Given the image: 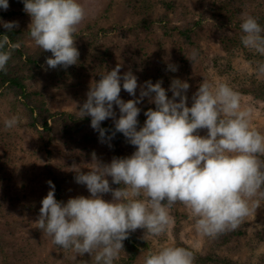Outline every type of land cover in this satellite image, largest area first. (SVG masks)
<instances>
[{
    "label": "clouds",
    "instance_id": "9594fccd",
    "mask_svg": "<svg viewBox=\"0 0 264 264\" xmlns=\"http://www.w3.org/2000/svg\"><path fill=\"white\" fill-rule=\"evenodd\" d=\"M22 2L31 18L30 38L52 54L46 59L47 68L76 65L80 53L74 37L95 9L81 0ZM0 8L6 11L9 0H0ZM0 24L9 32L19 26L2 19ZM240 29L242 45L264 56V27L257 18L242 13ZM19 47V43L9 44L8 35L0 39V72H7L12 50ZM197 57L195 50L187 56L193 68ZM121 67L118 63L92 82L78 113L80 118L91 117L101 143L122 133L136 150L110 163L97 162L93 153V167L87 173L74 163V180L86 186L89 197L58 201L55 185L48 181L51 190L41 201L38 229L57 247L94 257L95 264H114L124 250L123 242L138 229L144 230L141 238L146 241L166 235L175 223L170 210L178 203L189 211L199 237L215 239L237 230L264 200V161L260 159L264 134L253 126L255 108L244 105L229 84L206 78L189 106L188 82L173 79L169 98L162 82L138 85L131 71L121 75ZM168 68L177 71L171 64ZM256 75L264 78V63L257 65ZM122 88L137 98L125 102L120 97ZM146 97L155 109L144 113L147 119L138 129L141 109L137 105ZM114 106L119 108V118ZM109 118L114 122L111 136L101 127ZM18 123L13 116L5 119L4 127L12 129ZM201 130H207L206 135ZM109 193L110 201L104 199ZM194 259L189 248L163 245L149 251L143 264H194Z\"/></svg>",
    "mask_w": 264,
    "mask_h": 264
},
{
    "label": "rangeland",
    "instance_id": "374dc122",
    "mask_svg": "<svg viewBox=\"0 0 264 264\" xmlns=\"http://www.w3.org/2000/svg\"><path fill=\"white\" fill-rule=\"evenodd\" d=\"M81 3L95 11L74 37L80 53L77 64L67 69H48L45 60L39 65L41 75L26 84V94H40L49 111L59 114L49 122L51 130L31 126V112L24 95L0 90V264H95L94 257L88 254L77 256L54 245L35 222L41 201L51 190L47 183L50 172L64 178L60 196L55 197L66 203L70 198L90 196L86 186L74 180V163L87 173L93 167V153L97 162L110 163L117 150L121 149L124 157L136 150L126 138L119 146L97 142L91 117L80 118L78 113L92 82L99 81L101 73L113 70L118 63L122 65L121 75L131 71L137 76L138 85L149 80L153 84L162 82L167 91L173 79L188 82L189 106L204 78L213 83H227L240 93L244 105L255 108L253 126L264 134V99L257 102L253 98L256 90L264 98V78L258 79L256 75L264 56L245 48L240 40L242 13L257 18L264 27V0H81ZM23 9L22 0H9L6 11L0 8V19L16 21L19 26L13 30L28 33L31 18ZM143 10L148 12L143 15ZM165 15L169 18L166 22ZM185 29L190 31V40L181 34ZM0 30H6L2 24ZM26 41L32 49L40 50L30 37ZM193 50L198 52L194 68L187 58ZM169 64L177 71H171ZM250 90L255 91L248 94ZM139 91L138 87L137 97ZM167 95L172 97L170 91ZM120 97L125 102L137 98L123 88ZM137 106L143 116L148 109H155L147 97ZM114 110L119 118V108L114 106ZM70 114L84 124L82 137L76 135L73 141L67 129L72 123ZM13 116L19 118L18 126L6 130L4 121ZM108 121L113 122L109 118L102 123ZM206 132L201 130L200 134ZM78 138H83L82 144H76ZM108 179L111 183V177ZM104 199L110 201L111 194H105ZM170 214L175 223L168 233L149 238L148 248L140 250L133 264H143L149 251L163 245L180 244L210 258L208 264L227 260L236 264H264V200L256 213L240 225L241 234L224 246L218 245L216 238L199 237L194 220L183 205L176 204ZM135 232L144 235L143 229ZM128 260L130 255L122 250L114 264H125Z\"/></svg>",
    "mask_w": 264,
    "mask_h": 264
},
{
    "label": "trees",
    "instance_id": "16d2710c",
    "mask_svg": "<svg viewBox=\"0 0 264 264\" xmlns=\"http://www.w3.org/2000/svg\"><path fill=\"white\" fill-rule=\"evenodd\" d=\"M148 11L143 10L141 13L145 15ZM163 20L166 22L169 20L168 16H163ZM263 27V26H262ZM106 34L107 31H105ZM190 31L182 30L181 34H183V37L188 38V40L191 39V35L189 34ZM4 35H8L9 38V44H15L19 43L20 47L18 49L12 50V56L11 59L8 62L7 65V72H0V90H12L13 92L17 93L18 95H24L26 102H27V108L31 112V126L35 129H38L40 127H43L45 131H50L51 126L49 122L53 119H55L59 114H52L49 109L44 105V102L42 100V97L38 93L28 94L25 93L26 90V84L29 80L34 79L41 75V68L39 67L40 63L45 61L49 56L52 54L50 52H44L42 49L40 50H34L30 46L27 45V36H29V33L18 31V30H12L9 32L8 30H0V39H3ZM31 39V38H30ZM5 50H8L7 47ZM248 91V89H247ZM255 90H250L248 94H252ZM255 96L253 97L255 101L263 100V94L260 90L255 91ZM144 118L143 114L140 112V115L138 117L139 125L144 124ZM147 119V118H146ZM69 120H71L72 123L67 125L68 130V136L69 139L73 141L76 137V135H79L80 137L83 132L84 124L79 122L77 117L75 115L69 116ZM86 122V121H85ZM87 124V123H86ZM101 127L108 129L109 131L106 133L107 136H111L112 131H114V123L113 122H104L101 124ZM97 142H100L99 140V133L96 131L95 133ZM89 137L87 136V139ZM83 138L76 139V144H82ZM125 140V137L122 133H116L115 137L111 139L110 141L105 142L104 144H113L114 146H119L123 143ZM101 143V142H100ZM116 157L117 158H124L122 156V150L119 149L116 151ZM262 161H264V157H260ZM50 181L53 182L55 185V195L58 197L60 196V191L62 190L61 181L64 179L62 178L58 173L50 172ZM240 227L235 231H229L223 235H220L216 239L218 240L217 243L220 246H224L228 244L231 239L234 236H239L240 233ZM143 236V235H142ZM140 234L137 232L131 233L128 239H126L124 243V251L127 252L130 255V260L125 261V264H133V262L136 260L139 252L141 249H147L149 242L142 239ZM178 247H186L185 245H178ZM190 249V248H189ZM191 250V249H190ZM194 264H208L210 262V258L203 257L199 254H196L194 251ZM219 264H236L234 261H225V263L219 262Z\"/></svg>",
    "mask_w": 264,
    "mask_h": 264
}]
</instances>
